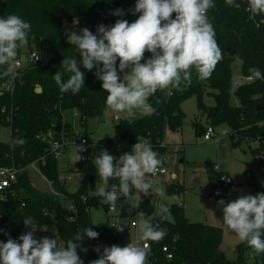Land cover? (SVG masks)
Wrapping results in <instances>:
<instances>
[{"label":"trees","instance_id":"obj_1","mask_svg":"<svg viewBox=\"0 0 264 264\" xmlns=\"http://www.w3.org/2000/svg\"><path fill=\"white\" fill-rule=\"evenodd\" d=\"M136 0H0V17L16 14L31 24L28 34V53H35L38 61L29 63L17 70L11 92H5L0 97V126L10 129V140L7 144L0 143V169L15 168L21 170L16 181L7 189L0 191V241L6 242L9 236L13 239L27 231L23 219L33 217L36 227L54 226L56 235L63 243L73 238L78 230L90 227L99 233L98 238L90 239L86 235L78 242L81 248L77 253L83 264L97 259V247L103 252L104 247L112 245L125 246L132 242L130 231L124 236V231H118L109 223L106 216L104 223L94 225L90 218V209L101 205L108 215V206L101 198L94 197V191L103 185L97 179V171L92 161L85 159L80 171L74 164L67 165L70 174L80 173L83 180L74 193H68L59 182L58 160L48 157L47 147L40 141V137L62 124L66 127L67 137L74 138L72 127L63 120V113L76 111L80 117L81 126L85 127L89 118L103 117L101 109L106 107L107 93L102 89V81L96 78L94 68L85 72V84L81 91L73 95L61 93L53 75L60 71L66 81L68 76L61 67L64 57L75 55L79 61L81 57L76 53L75 45L67 42L63 23L73 25L77 23V34L87 27L94 34L97 26L104 24L112 26L116 21L112 13L122 9L127 13L129 23L134 22L139 14L133 15ZM236 2L240 5L239 0ZM215 9L209 10V18L216 32V40L223 50V59L217 64L211 77L199 80L193 70L192 84L184 91H173L171 96L157 92L149 102L156 108L151 116H143L132 122H115V141H101L96 146L113 147L119 143L131 146L138 141H145L155 152H164L162 138L166 131L179 132L184 125L182 104L191 96L195 97L197 113L202 114L206 126L213 129L218 125H225L230 129L233 146L242 142L257 143L264 138V80L255 79L251 83L241 84L232 89V64L241 62L240 75L242 78L251 77L249 69L255 67L264 73V24L253 26L247 21V14L240 5L239 8L230 7L225 0H214ZM264 19V15H259ZM19 57V49L18 56ZM150 53H145V59ZM117 61V67H118ZM2 71V69H0ZM122 75V74H121ZM3 81L0 78V87ZM36 87L41 93H35ZM207 90H213L209 94ZM212 96L215 105L206 107L203 98ZM234 96V98H233ZM157 99L160 103L157 104ZM235 100V101H234ZM64 121V122H63ZM200 118L192 123L195 136L203 134ZM23 137L26 143L23 147L11 146L12 140ZM264 148L258 147L252 151L258 169L264 166ZM44 159L40 166L42 175L52 184L57 196L42 193L35 189L28 171L24 170L33 162ZM164 168L163 164L162 167ZM206 172L217 202L221 199L229 202L227 188L221 182L226 176L206 165ZM247 184L253 187V194L264 193L259 183L255 182L248 165L244 171ZM118 183L109 180L108 185ZM185 191L183 185L174 183L166 186L168 195H181ZM138 193V192H137ZM219 193V195H217ZM134 195V190L132 195ZM130 196V197H131ZM139 201L144 195L138 193ZM124 198V197H121ZM120 198V199H121ZM72 204L76 210L73 220H69L64 202ZM221 208V207H220ZM138 209L147 216L152 214L151 207ZM170 215L158 223L160 228L167 230V235L160 242H148L151 253L148 259L157 264H264V253L257 255L254 250L241 242L235 248L236 257L229 260L222 256L219 248L222 242V230L201 223L189 222L183 213L181 204L168 207ZM120 224L125 225L119 221ZM165 248L166 252L162 249ZM167 255L171 260H167ZM252 255V258H249Z\"/></svg>","mask_w":264,"mask_h":264},{"label":"clouds","instance_id":"obj_2","mask_svg":"<svg viewBox=\"0 0 264 264\" xmlns=\"http://www.w3.org/2000/svg\"><path fill=\"white\" fill-rule=\"evenodd\" d=\"M225 3L230 7L240 6L236 0H225ZM215 8L214 0H136L132 14L139 15L134 22L117 19L110 27L98 25L95 34L87 27L79 34L68 33V41L75 45L81 59L78 61L75 55L64 57L61 67L68 78L65 81L57 71L53 75L55 84L61 93L76 95L85 84L81 65L88 71L96 68V78L102 81L101 87L107 93L108 107L124 113L130 120L138 113L151 116L156 108L149 100L158 91L166 96H171L174 90L184 91L192 84L193 70L199 80H206L223 59V50L209 18V10ZM248 10L254 15H264V0H248ZM112 14L122 16L124 10L116 9ZM30 30V22L16 14L0 17V76L11 74L18 49L27 44ZM146 52L150 53L147 59ZM249 72L250 78L264 80V73L259 69L252 67ZM25 143L23 137H17L11 146L23 147ZM83 151L86 147L81 144L78 152ZM80 159L78 155L76 161ZM93 164L103 185H108L109 180L118 181L97 189L102 203L109 205L117 216H120L118 200L130 197L133 189L144 196L164 195V189L149 178L163 164L149 144L138 141L131 152L119 158L102 149ZM222 178L230 182L228 177ZM217 203L223 212V223L257 255L264 253V193L239 195L227 203L223 199ZM157 214L163 217L170 215V211L161 204ZM136 216V241L125 246H106L102 253L97 247L99 257L90 264H149L148 242H160L167 230L154 225L143 213ZM23 222L31 230L21 234L18 240L9 236L6 242L0 241V264H83L77 253V248H81L78 242L85 235L90 239L99 236L90 227H84L65 244H60L56 238L36 239L33 217H26ZM113 227L123 232L126 225L117 221ZM81 251L87 252V248Z\"/></svg>","mask_w":264,"mask_h":264},{"label":"rangeland","instance_id":"obj_3","mask_svg":"<svg viewBox=\"0 0 264 264\" xmlns=\"http://www.w3.org/2000/svg\"><path fill=\"white\" fill-rule=\"evenodd\" d=\"M117 19L127 20V13L124 11V15L117 16L116 20ZM70 28L69 32L75 31L77 33V26L71 25ZM68 33L66 40L70 43L68 41ZM27 55L28 49L26 45L19 48V56L25 57ZM240 66L241 62L239 60L232 64L233 80L241 79ZM234 90L235 88L232 87V95ZM207 92L209 94L215 93L213 90H207ZM203 102L206 107L215 105L212 96L205 95ZM181 108L185 116L182 129L175 133L166 131L161 142L164 152H157L158 158L163 161V166L167 170V174L159 175L154 179L149 176L156 186H160L164 189V195L163 197L155 194L152 196L158 198L160 202H163L167 207L173 204H181L185 218L191 223H201L220 228L222 230V242L219 252L227 259L233 260L236 257L235 248L241 241L238 236L223 223V212L213 195V190L206 172V165H210L214 170L224 173L231 179L236 189L234 191H227V197L230 201L237 199L239 195H254L253 187L247 184L244 171L246 165H248L250 172L255 178V182H261L260 172L252 153V151L258 147V144L253 142H242L238 146H233L229 136L230 129L222 124L214 128L215 136L212 140H204L202 133L195 136L192 123L196 118H200L203 128L207 125L203 115H198L197 113L195 97H189L182 104ZM62 116L63 120L68 122L72 127L73 134L84 135L88 142V145L85 146L86 151L78 152L79 146L73 145L72 141H70L66 154L58 159L59 182L63 184L64 189L68 193L76 192L83 180L82 174H70L67 172V165L69 162L72 161L71 164H73V159H77L78 155L93 162L95 156H97L102 149H106L111 155L117 152L114 147L96 146L101 141L116 140L114 128L116 123L113 117L116 116L120 121L128 122L143 117L138 113L135 119L130 120L124 113H116L107 105L103 111V120L98 122L97 118H89L86 120L85 127L81 126L80 117L76 111H66ZM9 140L10 129L0 126V143L7 144ZM141 142L145 143V141ZM28 175L35 189L42 193L48 192L47 184L33 170H29ZM97 179L100 181L98 174ZM174 183L181 184L185 188V191L179 196L168 195L166 193V186ZM133 190V196L118 200L117 207L120 216H117L116 212L112 216L107 215L101 205L93 206L90 209L92 223L94 225L104 223L106 216H108L109 223L113 225L116 223L117 218L122 223L129 224L130 239L135 242L138 232L137 222H134L133 218L136 213V205L139 196L137 191L135 189ZM132 206H135V208ZM63 207L66 215H69L71 213L70 203L67 201L64 202ZM34 237L36 239L42 237L56 238L60 244H65L59 240L54 226L51 225L36 227Z\"/></svg>","mask_w":264,"mask_h":264},{"label":"built area","instance_id":"obj_4","mask_svg":"<svg viewBox=\"0 0 264 264\" xmlns=\"http://www.w3.org/2000/svg\"><path fill=\"white\" fill-rule=\"evenodd\" d=\"M239 2H240V5L242 6V8H244L245 13L247 14V21H249V23H251L255 27H259L261 24H264V19L259 18V15H254L248 10V0H239ZM73 25L77 26V23H74ZM67 26H68V24L64 22L63 28H66ZM37 61H38V56L34 52L28 53V55L25 57L19 56L17 58V61L13 67L11 74H9L6 77L0 76V78L3 81V83L0 87V97L5 92H11L12 91L13 81L15 79L17 70L23 68L24 66H26L29 63H35ZM252 81H253V77L252 78H250V77L242 78L241 77V79H236V80L232 81V87L237 88L241 84L251 83ZM113 120L115 122L119 121V119L116 116L113 117ZM54 128L55 129L48 131L47 133H45L44 135H42L40 137V141L43 144H45L47 147L48 157L56 159V160L60 159L64 154H66L68 147L70 145L69 144L70 141H72V144L76 145V146H80L81 144H84V146L88 145L87 139L84 135L77 134V135H74L73 139H69L67 137L66 127L64 126V124H62L60 127L54 126ZM214 136H215L214 129L210 126H206L205 132L203 135L204 140H206V141L212 140L214 138ZM258 143H259V145L262 146V148H264V138L257 141V144ZM113 147L117 150L116 153L112 154L116 158H119V156L122 155L123 153L131 152V149H132V146L127 144V143H119ZM262 155H264V152H262ZM84 161H85L84 158H82L78 161H76V158H75L73 160V164H75L76 162H82L83 163ZM44 164H45V161L42 158L39 161L31 163L24 170H27V171L33 170L47 184V186H48V192L47 193L51 196H57V193L54 191L51 182H49L42 175V173L40 171V166H42ZM20 171L21 170L15 169V168H1L0 169V191L3 189L9 188L11 186V184L16 181V176ZM259 172H260V176H261V182L259 183V186L261 189L264 190V166H261L259 168ZM166 174H167V170L165 168H161L156 173L155 176H151V175H149V176H150V178L154 179L159 175H166ZM224 177H228V176H224ZM221 182L229 191H234L236 189L235 186L233 185L231 179H230V182H226L225 179L221 178ZM100 187H105V186L101 185L95 189L93 195L96 198H101L100 195L98 194V191H97V189ZM161 204H164V203L160 202V200L158 198L153 197L151 199L150 205H149V207L152 208V214L147 216L145 213H143L141 210L138 209V205H139V199H138L137 205H136V213L134 215L133 221L137 222V216L136 215L138 213H143L146 218H149V217L151 218V221L154 225H158V223H160L161 221H164L166 219L165 216L162 217L161 215L157 214L158 207ZM70 206H71V209H70L71 213L69 215H67V217L69 220H73L75 218V215H76V210L72 204H70ZM107 211H108V215H110V216L115 214V211L110 206H108ZM117 221L119 222L120 220L116 218V223H117ZM131 243H133V241ZM162 251L166 252V249L163 248ZM249 258L251 259L252 255H249ZM167 260H171V256L167 255ZM155 261L148 259L149 264H157V262H155Z\"/></svg>","mask_w":264,"mask_h":264},{"label":"water","instance_id":"obj_5","mask_svg":"<svg viewBox=\"0 0 264 264\" xmlns=\"http://www.w3.org/2000/svg\"><path fill=\"white\" fill-rule=\"evenodd\" d=\"M70 30V25H68L65 29V33L67 34L68 31ZM35 93L39 94L41 93V89L39 87H37L35 89ZM103 112V109H101V113ZM98 122L102 121V117H99L97 118ZM83 163L82 162H76L74 164V168L77 170V171H80L81 170V167H82ZM152 198V195L149 194L148 196H144L141 198L140 200V206L141 207H149L150 205V200ZM126 227H125V231H124V236H127L128 233H129V224L128 223H125Z\"/></svg>","mask_w":264,"mask_h":264},{"label":"crops","instance_id":"obj_6","mask_svg":"<svg viewBox=\"0 0 264 264\" xmlns=\"http://www.w3.org/2000/svg\"><path fill=\"white\" fill-rule=\"evenodd\" d=\"M70 27H71V26H70ZM70 29H71V28H70ZM69 31H70V30H69ZM69 31H68V32H69ZM114 117H115V116H114ZM64 121H65V120H64ZM74 159H75V158H74ZM74 159H73V160H74ZM71 163H72V161L69 162L68 165H72ZM99 186H101V185H99ZM46 193H47V192H46ZM152 198H153V196H152ZM152 198H151V199H152ZM138 199H139V197H138ZM140 200H141V199H140ZM150 201H151V200H150ZM139 203H140V201H139Z\"/></svg>","mask_w":264,"mask_h":264}]
</instances>
